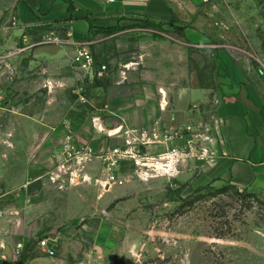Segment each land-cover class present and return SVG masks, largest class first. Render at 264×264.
<instances>
[{"label":"rangeland","instance_id":"1","mask_svg":"<svg viewBox=\"0 0 264 264\" xmlns=\"http://www.w3.org/2000/svg\"><path fill=\"white\" fill-rule=\"evenodd\" d=\"M142 22L185 41L178 24ZM242 24L264 31V20ZM115 30L91 37L109 72L90 77L74 66L72 48L35 43L42 37L12 43L0 23V264H264V191L221 175L213 50L225 44L189 43L191 74L205 93L183 109L163 102L139 127L137 100L109 90L139 73L108 43ZM227 45L237 57H258L248 44L253 54ZM124 109L132 116L119 126L110 111Z\"/></svg>","mask_w":264,"mask_h":264},{"label":"crops","instance_id":"2","mask_svg":"<svg viewBox=\"0 0 264 264\" xmlns=\"http://www.w3.org/2000/svg\"><path fill=\"white\" fill-rule=\"evenodd\" d=\"M209 3L215 6L210 12L204 0H0V23L9 29L12 43L25 34L28 40L41 38L50 30L81 39L91 38L100 30L116 29L108 34V43L123 50L139 73L133 75L137 80L127 76L109 90L111 94L119 90L137 100L139 127L159 115L163 102H181L177 106L183 109L184 102L187 106L190 99L205 93V88L191 74L189 45L207 47L213 41L223 42L225 47L213 50L220 89L216 109L223 128L221 175L242 190L261 192L264 191V31L259 34L242 22L254 24L264 20V0ZM161 19L182 26L185 41L154 35L142 22ZM222 20L228 22L224 23L227 30H221ZM227 43L245 51L249 45V50L258 55L253 59L260 64L252 58L237 57L226 47ZM62 45L59 53L69 47L74 54L72 44ZM250 51L246 52L253 54ZM110 113L120 118L119 126L132 116L126 109Z\"/></svg>","mask_w":264,"mask_h":264},{"label":"built area","instance_id":"3","mask_svg":"<svg viewBox=\"0 0 264 264\" xmlns=\"http://www.w3.org/2000/svg\"><path fill=\"white\" fill-rule=\"evenodd\" d=\"M115 1V0H108ZM16 19H13V24H16ZM25 41H29L27 35H23ZM37 44L40 43H60L66 44L70 43L74 46V66L88 74L90 77L104 76L109 72V66L106 62H99L92 50L93 40L91 38H81L75 39L69 33L62 35L56 30H50L45 33L41 39H39ZM33 43V44H35ZM92 153V148L86 146L83 154L88 155ZM40 244L44 247L45 250L50 253H54V250L50 248L48 238H44L40 241Z\"/></svg>","mask_w":264,"mask_h":264},{"label":"water","instance_id":"4","mask_svg":"<svg viewBox=\"0 0 264 264\" xmlns=\"http://www.w3.org/2000/svg\"><path fill=\"white\" fill-rule=\"evenodd\" d=\"M9 253H10V249H8Z\"/></svg>","mask_w":264,"mask_h":264},{"label":"bare ground","instance_id":"5","mask_svg":"<svg viewBox=\"0 0 264 264\" xmlns=\"http://www.w3.org/2000/svg\"><path fill=\"white\" fill-rule=\"evenodd\" d=\"M112 131H113V129H112Z\"/></svg>","mask_w":264,"mask_h":264},{"label":"trees","instance_id":"6","mask_svg":"<svg viewBox=\"0 0 264 264\" xmlns=\"http://www.w3.org/2000/svg\"><path fill=\"white\" fill-rule=\"evenodd\" d=\"M72 8V7H71Z\"/></svg>","mask_w":264,"mask_h":264}]
</instances>
